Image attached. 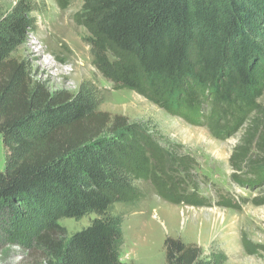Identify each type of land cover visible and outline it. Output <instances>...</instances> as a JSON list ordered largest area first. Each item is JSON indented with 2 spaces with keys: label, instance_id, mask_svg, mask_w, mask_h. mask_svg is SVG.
I'll list each match as a JSON object with an SVG mask.
<instances>
[{
  "label": "trees",
  "instance_id": "1",
  "mask_svg": "<svg viewBox=\"0 0 264 264\" xmlns=\"http://www.w3.org/2000/svg\"><path fill=\"white\" fill-rule=\"evenodd\" d=\"M75 20L90 34L94 64L118 89L216 137L247 124L232 159L238 171L249 162L248 186L264 184V0H85ZM30 28L20 13L0 33V226L19 205L50 216L35 238L44 264H126L114 205L140 201L134 182L144 181L172 204L212 206L197 191L195 161L171 156L146 128L96 111L83 95L31 80L9 56ZM224 199L219 205L240 209ZM90 213L97 217L71 236L57 223ZM242 243L248 254L261 247L243 235ZM164 248L167 264L226 262L217 254L203 261L199 246L179 238L167 237Z\"/></svg>",
  "mask_w": 264,
  "mask_h": 264
},
{
  "label": "rangeland",
  "instance_id": "2",
  "mask_svg": "<svg viewBox=\"0 0 264 264\" xmlns=\"http://www.w3.org/2000/svg\"><path fill=\"white\" fill-rule=\"evenodd\" d=\"M66 1L67 7L62 8L57 0H0V33L20 13L31 25L9 56L27 68L31 80L51 92L83 95L96 111L107 112L111 117L125 116L146 128L171 156L192 157L195 161L192 174L199 182L197 191L212 203V206L175 205L162 199L150 182H134L142 191V199L131 204L116 203L112 211L122 219L121 261L167 264L164 241L173 237L199 246L202 260L208 263L217 254L226 257L224 264H264V203H255V198L264 200V184L248 186L245 182L250 179L249 162L238 171L232 159L245 139L248 125L235 134L216 137L206 126L170 115L134 91L118 89L94 64L90 34L75 20L85 0ZM28 46H33L36 53L43 50L52 65H45L43 57L32 58ZM260 102L264 105V96ZM251 153L252 158L257 155L255 149ZM5 155L0 134L1 170ZM238 174L244 182L237 181ZM225 197L240 204V209L219 205ZM17 206L13 219L0 226V264H44V251L35 238L50 216ZM96 217L97 214L90 213L79 220L66 218L57 223L71 236ZM242 235L261 246L256 254L246 252Z\"/></svg>",
  "mask_w": 264,
  "mask_h": 264
},
{
  "label": "bare ground",
  "instance_id": "3",
  "mask_svg": "<svg viewBox=\"0 0 264 264\" xmlns=\"http://www.w3.org/2000/svg\"><path fill=\"white\" fill-rule=\"evenodd\" d=\"M26 48V47H25ZM28 52L30 53V54H32V58H41V57H43V60H42V58H41V61L45 64V65H52V62L48 59V58H46L45 56H44V52H43V50H39L38 51V53H36V52H34V49H33V46H28ZM27 52V53H28ZM30 56V55H29Z\"/></svg>",
  "mask_w": 264,
  "mask_h": 264
}]
</instances>
